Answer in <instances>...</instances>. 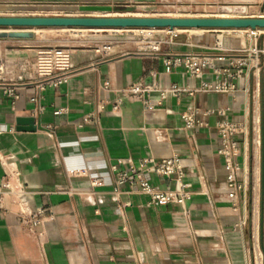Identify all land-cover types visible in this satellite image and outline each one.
I'll return each instance as SVG.
<instances>
[{
	"label": "crops",
	"instance_id": "obj_1",
	"mask_svg": "<svg viewBox=\"0 0 264 264\" xmlns=\"http://www.w3.org/2000/svg\"><path fill=\"white\" fill-rule=\"evenodd\" d=\"M153 1L0 0V12L37 7L109 10ZM234 32L247 35L245 30ZM160 33V54L125 43L108 59L94 49L73 51L68 83L59 87L38 79L0 80V186L6 174L14 173L13 185L22 191L0 196V264H252L243 222L250 214L251 162L256 187L260 178L257 121L263 76L253 69L235 79L227 74L217 78L212 69L202 79L182 68L168 72L167 55L238 46L224 30H180L177 38ZM7 40L0 41V52L7 48ZM240 44L248 43L242 38ZM259 46L264 49V42ZM153 75L160 88L176 85L187 92L161 106L154 93L152 109L147 97L123 96L132 85L151 84ZM204 83L234 89L205 92ZM10 86H15L16 99L5 95ZM120 99V112H114L113 104ZM189 110L211 113L203 128L184 129L182 115ZM20 119H32L36 131H18ZM223 120L247 126L235 137L239 179L247 182L235 200L224 191L229 173L218 153L222 147L218 125ZM173 156L182 161L191 193L185 209L176 204L149 207L148 198L129 193L126 186L121 194L114 191L112 167L118 163H123L122 170L143 158L161 161ZM92 176L101 178L98 186L92 184ZM148 179L159 190L174 189L171 180L154 175ZM25 212L41 213L43 223L33 226Z\"/></svg>",
	"mask_w": 264,
	"mask_h": 264
},
{
	"label": "built area",
	"instance_id": "obj_2",
	"mask_svg": "<svg viewBox=\"0 0 264 264\" xmlns=\"http://www.w3.org/2000/svg\"><path fill=\"white\" fill-rule=\"evenodd\" d=\"M70 31H80L78 28H70ZM142 31L149 34L156 32L167 33L172 38L178 37L179 29H143ZM249 38L248 44L241 48H223L216 46L215 50L205 54H170L164 58V66L166 71L171 72L175 69H184L185 72L192 78L202 79L207 69H212L217 78L227 74L232 79L237 76H241L246 70L253 69V71L263 76L262 85V121L261 118L257 121L258 134H259V146L263 151V171H264V49H262L258 40L261 36L260 30H245ZM163 41L156 40L150 43V46L146 49H142L143 52L149 54H160L161 45ZM118 42L104 43L101 46L95 48L103 58L108 59L116 55L118 48ZM225 63L226 67L222 68L218 64ZM28 69L22 70V73L18 75L14 80L23 83L27 80H40L44 84L50 87H59L68 83L70 73L73 69L72 66V51L66 47H52L49 50L41 51L38 54L37 60L34 65L27 67ZM235 70V73H232ZM229 89H234L233 85L230 88L224 86L213 87L207 83L203 84V90L209 92L212 90L219 92H228ZM5 95L10 98H17L15 86H10L4 91ZM187 92L176 85L169 88L162 89L159 87L156 80V75H153V82L149 85H132L123 90V96L133 95L140 97H147V107L152 109L155 107L150 101V97L157 93L159 96L158 105H163L170 97L180 98L181 95ZM192 95V93H190ZM122 99L113 104L112 110L114 112H120ZM101 108H104L103 102H101ZM58 114V113H56ZM211 113L201 114L198 110H189L182 115L185 130H197L204 127V118ZM222 117H225V113L218 112ZM246 124L240 122H233L223 120L218 125V132L222 140V147L219 150L225 162V168L229 173L227 184L224 191L229 200H235L238 193L245 191L247 188L246 180L240 181L239 174L241 172L240 164L235 162V158L238 156L239 146L235 137L240 132H246ZM123 163H118L117 166L112 167V171L116 173L115 183L113 189L116 193L121 194V188L126 186L128 192L132 194H138L148 198L147 206H167L176 204L182 208H186L187 202L191 199V193L189 192V186L185 183L186 173L182 167V161L178 156H173L168 159L157 161L154 158H143L138 164L129 162L127 169H120ZM84 175V174H82ZM149 175H154L158 178H164L174 182V189L171 190H159L148 179ZM13 178H16L14 173L6 174L3 179V183L0 186V196L4 194H20L22 191L16 189L13 185ZM92 184L98 186L101 182L100 177H90ZM24 215L29 218L33 226H40L43 221L41 219V213L25 212ZM246 225V221L243 222ZM261 233L263 237V250H264V189L261 201Z\"/></svg>",
	"mask_w": 264,
	"mask_h": 264
},
{
	"label": "rangeland",
	"instance_id": "obj_3",
	"mask_svg": "<svg viewBox=\"0 0 264 264\" xmlns=\"http://www.w3.org/2000/svg\"><path fill=\"white\" fill-rule=\"evenodd\" d=\"M185 0H154L149 4H138L109 10H78L63 8H29L10 13L20 17H138V18H260L264 17V0H209L203 5L183 4ZM259 3L255 5L254 3ZM8 31H32V40L8 39L7 48L0 52V80L15 79L34 65L41 51L52 47H66L72 52L81 49H95L104 43L118 42L146 49L150 43L160 38V32L147 33L143 29H81L70 31L65 28H0ZM150 30V29H148ZM159 30V29H153ZM207 30V29H201ZM227 31V38L241 48L242 38L248 43L245 33ZM44 33V34H43ZM43 34V35H42ZM2 41V40H0ZM259 44L264 42V35L259 37ZM262 113V100H261ZM261 121L262 117L260 116ZM250 214L246 223L245 237L250 242L252 264H264L263 237L261 233V201L264 189L263 151L261 148L260 178L256 187L255 166L251 162Z\"/></svg>",
	"mask_w": 264,
	"mask_h": 264
},
{
	"label": "water",
	"instance_id": "obj_4",
	"mask_svg": "<svg viewBox=\"0 0 264 264\" xmlns=\"http://www.w3.org/2000/svg\"><path fill=\"white\" fill-rule=\"evenodd\" d=\"M0 28L264 30L260 18L0 17ZM32 40V31L0 30V40ZM32 119L18 120V131L35 132Z\"/></svg>",
	"mask_w": 264,
	"mask_h": 264
},
{
	"label": "bare ground",
	"instance_id": "obj_5",
	"mask_svg": "<svg viewBox=\"0 0 264 264\" xmlns=\"http://www.w3.org/2000/svg\"><path fill=\"white\" fill-rule=\"evenodd\" d=\"M191 30H192V29H191ZM260 31H264V30H260ZM43 34H44V33H43ZM43 34H42V35H43Z\"/></svg>",
	"mask_w": 264,
	"mask_h": 264
}]
</instances>
